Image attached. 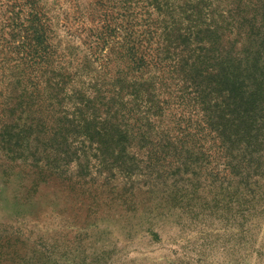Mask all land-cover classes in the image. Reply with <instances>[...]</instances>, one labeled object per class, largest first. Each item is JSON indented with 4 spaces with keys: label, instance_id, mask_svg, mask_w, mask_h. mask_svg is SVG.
<instances>
[{
    "label": "trees",
    "instance_id": "obj_1",
    "mask_svg": "<svg viewBox=\"0 0 264 264\" xmlns=\"http://www.w3.org/2000/svg\"><path fill=\"white\" fill-rule=\"evenodd\" d=\"M96 5L92 18L98 22L86 28L90 68L81 63L71 75L70 56L58 52L42 0H0L3 178L19 180L15 160L22 138L27 144L42 140L56 154L46 170L39 165L42 157L33 159L30 171L73 188L69 169L79 168L77 177L89 193L76 198L78 210L84 203L95 213L101 203L134 201L142 187L192 207L197 196L208 193L215 198L230 192L231 201L242 188L253 195L264 183V0H96ZM74 78L77 89L68 92ZM65 99L72 103L68 111ZM171 103L195 114L184 113L180 132L175 122L172 133L163 123ZM125 116L131 127L121 121ZM105 143L136 163L128 169L109 163ZM115 181L129 187L117 191ZM98 183L103 190L92 193ZM24 188L28 196L32 188Z\"/></svg>",
    "mask_w": 264,
    "mask_h": 264
},
{
    "label": "rangeland",
    "instance_id": "obj_2",
    "mask_svg": "<svg viewBox=\"0 0 264 264\" xmlns=\"http://www.w3.org/2000/svg\"><path fill=\"white\" fill-rule=\"evenodd\" d=\"M42 4L58 52L70 56L67 72L72 75L81 63L90 68L86 63V28L98 22L92 18L96 0H42ZM78 83L75 78L69 82L68 92L76 91ZM71 101L64 100L67 111L72 109ZM184 113L195 118L194 112H182L172 103L164 108L163 123L171 133L174 122L178 132L185 125ZM4 120L0 115V125ZM121 121L132 126L127 116ZM28 124L19 123V130ZM42 138L41 134L38 139ZM19 142L15 160L19 161V180L3 178L6 167L0 151V264H264V183L253 188V195L242 188L233 201L230 192L215 198L213 193L197 196L193 207L186 200L175 203L154 197L142 187L136 189L141 191L134 201L101 203L93 213L85 203L77 209L80 203L76 198L88 194L89 186L77 177L80 171L75 164L69 169L73 178L68 182L73 188L67 187L62 179L30 171L31 162L39 156L43 158L39 165L49 168L56 157L52 148L43 146L42 140L32 139L27 144L21 138ZM117 150L112 144H102L109 163L120 162L125 169L136 163L128 156L121 157ZM200 174L209 175L206 170ZM34 183L38 186L32 188ZM25 185L32 188L28 196ZM100 185H93L92 193L103 190ZM123 186L129 184L116 183L113 188L121 191ZM104 189L106 193L110 187ZM247 207L251 212L245 211Z\"/></svg>",
    "mask_w": 264,
    "mask_h": 264
}]
</instances>
